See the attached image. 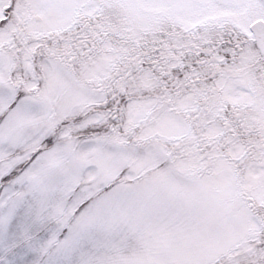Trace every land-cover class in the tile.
<instances>
[{
    "label": "snow or ice",
    "instance_id": "1",
    "mask_svg": "<svg viewBox=\"0 0 264 264\" xmlns=\"http://www.w3.org/2000/svg\"><path fill=\"white\" fill-rule=\"evenodd\" d=\"M0 264H264V0H0Z\"/></svg>",
    "mask_w": 264,
    "mask_h": 264
}]
</instances>
